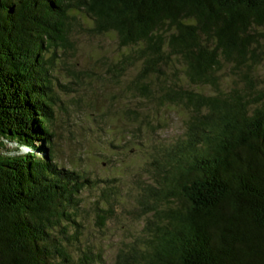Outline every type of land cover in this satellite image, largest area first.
<instances>
[{
  "label": "trees",
  "instance_id": "trees-1",
  "mask_svg": "<svg viewBox=\"0 0 264 264\" xmlns=\"http://www.w3.org/2000/svg\"><path fill=\"white\" fill-rule=\"evenodd\" d=\"M75 26L114 35L127 93L187 113L147 187V241L114 264H264V0H0V148L22 150L0 151V264H95L72 251L93 180L49 149V70Z\"/></svg>",
  "mask_w": 264,
  "mask_h": 264
},
{
  "label": "rangeland",
  "instance_id": "rangeland-1",
  "mask_svg": "<svg viewBox=\"0 0 264 264\" xmlns=\"http://www.w3.org/2000/svg\"><path fill=\"white\" fill-rule=\"evenodd\" d=\"M70 39L72 46L59 51L49 70L57 94L49 149L61 166L93 180L80 194L84 212L82 235L72 244L76 261L86 248L95 264H114L120 248L147 241L146 208L156 198L147 187L159 182L164 152L183 135L187 113L125 91L134 69L125 77L115 75L112 63L120 47L112 33L93 34L75 26ZM225 74L229 85L232 76ZM255 78L264 89V59L256 66ZM194 88L210 92L208 86ZM3 145V152L21 150L14 148L15 142ZM95 205L108 208L102 227L95 222Z\"/></svg>",
  "mask_w": 264,
  "mask_h": 264
}]
</instances>
